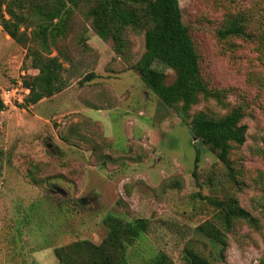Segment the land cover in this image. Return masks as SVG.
I'll return each mask as SVG.
<instances>
[{"label":"rangeland","instance_id":"rangeland-1","mask_svg":"<svg viewBox=\"0 0 264 264\" xmlns=\"http://www.w3.org/2000/svg\"><path fill=\"white\" fill-rule=\"evenodd\" d=\"M4 1L5 10L12 0ZM94 4L83 0L71 13L66 36L51 45V55L65 64L64 89L36 104L0 111V264H59L56 248L104 240L109 213L149 219L150 229L130 250L135 264L149 249H162L174 264H185L182 250L190 243L217 264H260L264 0H179L213 92L200 97L190 115L203 111L218 118L240 108L248 128L245 143L233 144L227 162L135 69L145 52V30L127 28L124 52L117 55L113 41L101 39L92 26L88 11ZM14 8L26 17L22 30L31 38L42 20L29 3ZM234 23L245 34L222 37L220 31ZM32 46L40 47L39 39L21 45L0 24V89L38 73L28 56ZM156 67L173 81V69ZM52 183L63 191L50 188ZM213 199L235 200L258 220L257 226L234 220L223 252L195 231L216 221ZM35 202L40 205L29 219Z\"/></svg>","mask_w":264,"mask_h":264},{"label":"trees","instance_id":"trees-1","mask_svg":"<svg viewBox=\"0 0 264 264\" xmlns=\"http://www.w3.org/2000/svg\"><path fill=\"white\" fill-rule=\"evenodd\" d=\"M83 0H12L4 10L5 1L0 0V24L17 43L26 46L30 40L39 45L29 47L28 56L38 73L26 80L25 86L31 92L20 105L36 104L45 97L62 91L65 86L63 71L65 64L59 55L52 56L51 45L64 38L70 25L71 13ZM29 3L32 13L42 20L39 31L30 38L22 30L26 21L24 14L14 6L24 7ZM92 26L103 40H112L118 55L124 52L127 28L138 27L145 30V52L134 65L145 84L169 107L178 108L185 121H189L194 134L205 145L218 152L219 158L227 162L233 144L246 141L247 125L243 124V112L235 108L227 114L215 118L205 112L190 115L192 107L200 97H210L213 92L201 73L200 57L189 28L183 22L179 0H95L88 11ZM245 34V29L236 23L220 31L222 37ZM164 64L175 71L172 82H168L165 71L156 67ZM4 108L0 100V111ZM200 161L197 150L195 168ZM196 176V171L194 172ZM36 179V178H34ZM44 179L37 182H43ZM217 209L216 221H206L195 229L205 239L226 249V232L233 221L246 220L257 226V218L247 209L232 200H211ZM40 203L30 206L29 219L38 210ZM27 219L26 221H29ZM108 227L107 236L100 244L84 239L62 245L55 250L59 264H135L130 250L145 237L150 229V221L145 217L126 220L109 213L104 217ZM22 235V233H21ZM185 264H217L210 260L194 245L187 244L182 250ZM141 264H174L172 257L162 249H149L147 255H140ZM260 264H264V259Z\"/></svg>","mask_w":264,"mask_h":264},{"label":"built area","instance_id":"built-area-1","mask_svg":"<svg viewBox=\"0 0 264 264\" xmlns=\"http://www.w3.org/2000/svg\"><path fill=\"white\" fill-rule=\"evenodd\" d=\"M30 88L25 86L21 81L15 84L0 89V100L3 102L4 106H12L16 108L20 104L24 103L26 98L30 95Z\"/></svg>","mask_w":264,"mask_h":264},{"label":"water","instance_id":"water-1","mask_svg":"<svg viewBox=\"0 0 264 264\" xmlns=\"http://www.w3.org/2000/svg\"><path fill=\"white\" fill-rule=\"evenodd\" d=\"M196 138H197V137H196ZM49 186H50V188H53V189L58 190V191H60V192L63 191V189H62L60 186H58V185H56V184H54V183L49 184ZM81 202H82V200H81Z\"/></svg>","mask_w":264,"mask_h":264}]
</instances>
